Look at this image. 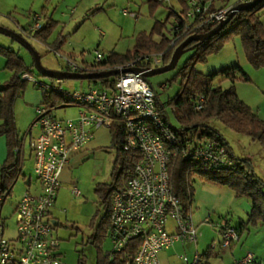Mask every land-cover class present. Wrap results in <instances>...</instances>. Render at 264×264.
Masks as SVG:
<instances>
[{
    "label": "rangeland",
    "instance_id": "1",
    "mask_svg": "<svg viewBox=\"0 0 264 264\" xmlns=\"http://www.w3.org/2000/svg\"><path fill=\"white\" fill-rule=\"evenodd\" d=\"M125 9L130 12L126 14ZM170 11L166 2L155 4L152 0H0V24L26 33L29 41L42 54L45 67L52 70H67L68 63L65 57L53 47V42L56 41L60 32L66 38L60 50L62 54L70 55L73 52L76 53L75 57L79 61L92 63L96 61L97 51L109 56L113 51L126 53L133 49L140 31H150L157 20H166ZM261 12L264 21V7ZM48 13L59 20L60 24L47 42L35 38L24 30V27L28 28L36 23V14H41L44 19ZM174 18L173 14L164 28L169 35L174 27ZM0 42L20 52L32 69L30 71L32 77L53 82V78L39 72L34 64L31 51L21 42L2 32H0ZM193 53V49L185 52L176 68L150 77L163 105L167 106V111L175 126L180 125L172 103V98L180 92L182 87V76L178 75V72ZM232 56L238 58L239 63L251 77L250 80L237 79L235 84L240 97L251 104L255 110L262 107L260 111L264 117V67L258 68L251 63L240 35H234L219 52L212 54L207 60L196 62L195 67L205 73H211L225 65L226 60ZM152 64L156 65V63ZM13 73L14 71L10 69L5 70L4 78L0 82H6L8 75L11 77ZM62 81L63 86L70 91L85 89L94 83L88 78H66ZM223 84L229 87L233 83L231 79H226ZM44 92L45 88L33 80H27L20 89L14 110L21 138L33 127L39 117V107H45L48 104L45 102ZM53 94L56 95V92ZM64 104L66 102L61 105ZM77 112L78 108L73 105L60 106L55 109V113L61 117H71ZM210 124L217 127L227 137L237 157H250L254 170L264 179L263 143L253 140L249 134L236 131L218 117L212 118ZM34 130L37 132L38 128L34 127ZM99 131V138L94 144L72 156L71 164L65 168V177H61L63 184L59 200L54 208L55 214L60 218L58 234L61 238L62 259L70 264H79L83 256L87 258L88 263L95 264L101 256L114 250L110 231L103 236L101 242L96 240L94 234L107 211L105 200L127 181L129 172L127 166L121 165L122 159L119 160L120 151L115 145L113 131L108 134L103 130ZM33 139L32 135L26 137L23 173L19 175L13 191L6 196L2 207L8 237L15 238L18 235L15 209L20 199L27 190H35L39 186L35 157L34 154L30 155ZM7 155V138L5 135H0V183L2 182V167ZM207 183L209 181L200 176L196 178L193 202L194 220L199 236L198 249L201 252H205L213 244L214 239L220 237L213 226V221L221 222L226 215L235 225H239L243 220L248 222L246 228L244 227L241 240L234 248L224 249L220 254L222 258L218 254L219 247L212 248V261L208 264H232L243 258L249 251L260 253L261 264H264V220L250 221V213L243 204L247 199L251 202V199L240 196L232 207L226 206L220 210H214L202 198V190ZM75 187L81 189V195H76ZM210 214L212 221L208 222L205 219ZM196 251L195 243H176L164 250L162 256L165 260L168 257L171 260L168 262L171 264L175 261L180 262L179 254L182 253L188 254L193 259Z\"/></svg>",
    "mask_w": 264,
    "mask_h": 264
},
{
    "label": "built area",
    "instance_id": "2",
    "mask_svg": "<svg viewBox=\"0 0 264 264\" xmlns=\"http://www.w3.org/2000/svg\"><path fill=\"white\" fill-rule=\"evenodd\" d=\"M217 1L190 0L191 7L185 16L201 15L202 20L220 21L227 17L231 6H219ZM124 12L130 11L125 9ZM35 18L32 31L42 25L43 16L36 14ZM180 21L179 16L174 23L181 31L180 36L196 29H190V23L182 28ZM58 53L65 57L67 70L93 72L120 68L121 72L92 79L94 83L89 87L75 91L66 89L62 79L48 82L32 77L29 71L23 73V78L33 80L46 91L62 95L66 104L60 106L73 105L78 112L71 117H61L55 113L60 106L39 107L40 115L27 135L34 137L31 149L42 190H27L20 199L15 209L18 222L15 238L6 235L4 203L0 206V264H70L62 259L61 238L53 214L63 184L61 175L74 152L85 148L100 129L111 132L116 122L125 125L127 148L142 152L126 187L116 190L112 196L110 233L114 251L127 249L126 264H170L162 252L176 243H195L197 251L193 259L186 253L179 254L180 262L172 264H208L213 247H219V254L240 241L242 233L237 226L227 219L218 223L213 221L220 237L201 252L193 212L186 213L173 188L171 167L178 156L221 167H230L234 161L229 150L217 141L203 139L197 142L183 138L163 114L167 106H158V94L144 72L149 66L162 65L166 51L142 54L126 64L106 67L97 65L107 57L101 51H97L96 61L92 63ZM197 107L201 108L202 104ZM34 127L38 128L37 132ZM24 146L25 141L21 152ZM74 191L78 196L82 194L79 187ZM206 220L210 222L212 218ZM257 263L260 262L256 253L249 251L232 264Z\"/></svg>",
    "mask_w": 264,
    "mask_h": 264
},
{
    "label": "trees",
    "instance_id": "3",
    "mask_svg": "<svg viewBox=\"0 0 264 264\" xmlns=\"http://www.w3.org/2000/svg\"><path fill=\"white\" fill-rule=\"evenodd\" d=\"M152 1L155 4L165 2ZM200 1L206 2L207 0ZM176 6L179 9H176ZM169 7L171 11L166 20H157L150 31H140L133 49L126 53L113 51L105 59L99 61L97 65L106 67L126 64L139 55L156 51H166L163 63H168L176 47L186 38L194 33L208 32L220 22L202 20L201 15L194 18L185 16L191 7L190 0H175V5L173 7L169 5ZM263 7L264 1L252 8L238 11L219 33L202 42H192L191 45L198 43L193 48L194 53L178 72V75L182 76V87L180 92L172 98L174 111L180 123L179 126L172 123L176 132L185 139L196 140L197 142L203 139L217 141L229 150L234 161L230 167H221L192 157L178 156L174 158L171 167L172 185L187 214L193 212L195 181L200 176L211 183L221 186L229 185L236 190L239 197L245 196L251 199L252 210L249 220L254 222L259 219L264 220V179L254 170L251 159L249 157H237L227 137L217 127L210 124L212 118L218 117L236 131L249 134L253 140H258L264 145V118L255 111L251 104L240 97L235 84L237 79L250 80L251 77L239 63L211 73H205L195 67L196 62L207 60L209 56L219 52L234 35L242 37L247 57L251 63L258 68L264 67V21L261 12ZM173 14L180 16L182 28L187 27L190 23L192 24L190 29H196L189 34L180 36L181 31L174 26L171 29V35H169L164 28ZM45 16L44 19L42 18L41 27L35 31L30 29L29 34L47 42L59 26L60 21L48 15ZM157 35L159 37H156ZM65 40V36L60 32L56 41L53 42L56 51L61 52L60 48ZM175 40L176 42L173 44ZM0 53L6 57V67L14 71L7 83L0 86V108L3 119L0 124V135H6L8 139V156L2 167V182L0 183L1 206L5 202L6 196L13 191L19 175L23 173L25 162L22 160L20 149L24 141L20 138L16 124L14 104L20 89L28 80L23 78V73L30 72L32 69L20 52L12 46L0 42ZM70 56L76 58L75 54H70ZM56 79L53 78V80ZM226 79H231L233 84L229 87L224 86L223 82ZM44 95L45 102L50 105L58 106L65 102L64 97L60 94L56 93L55 95L53 92L45 90ZM199 104H202L201 108L197 107ZM158 106L160 108L165 107L159 100ZM162 112L168 121L172 122L169 112L164 110ZM112 131L115 145L120 151L121 165L127 166L129 172L127 181L116 189L120 190L126 187L137 162L142 157V152L139 149L127 148L126 130L123 122H116ZM30 155L33 156L32 151ZM114 192L105 200L107 211L94 234L96 240H100V242L111 228ZM247 225L248 222H243L237 227L244 230ZM125 250H113L107 255L101 256L95 264H126ZM79 264L90 263L83 256L80 258Z\"/></svg>",
    "mask_w": 264,
    "mask_h": 264
},
{
    "label": "water",
    "instance_id": "4",
    "mask_svg": "<svg viewBox=\"0 0 264 264\" xmlns=\"http://www.w3.org/2000/svg\"><path fill=\"white\" fill-rule=\"evenodd\" d=\"M264 0H243L237 4H234L230 7L227 17L222 18L213 29L204 33H194L186 38L183 42H181L175 49L170 62L159 65V66H149L145 68L144 75L149 80L153 88L156 90L154 84L151 81V76L162 73L165 71H169L177 67L182 55L193 49L197 46L199 42H202L206 39H209L219 33L224 27L231 21L234 15L241 10H246L256 6L257 4L263 2ZM0 32L10 35L14 39L21 42L24 46H26L32 53L34 57V63L36 68L39 70L41 74L47 75L49 77L57 78V79H66V78H88V79H99L101 77H106L110 75L117 74L121 72L120 68H112L107 70L93 71V72H77L71 70H52L47 67L42 62V54L39 50L35 48V46L29 41L28 37L21 32H18L12 28L6 27L0 24ZM198 41V43L190 45L192 42ZM127 69V68H126ZM158 100L161 101L158 91ZM164 107V106H163Z\"/></svg>",
    "mask_w": 264,
    "mask_h": 264
},
{
    "label": "crops",
    "instance_id": "5",
    "mask_svg": "<svg viewBox=\"0 0 264 264\" xmlns=\"http://www.w3.org/2000/svg\"><path fill=\"white\" fill-rule=\"evenodd\" d=\"M219 1V0H218ZM217 1V4L219 5V6H232V5H234V4H237V3H239V2H241V1H243V0H220L219 2ZM167 3V5L169 6H171V7H173L174 5H175V0H171V1H169V2H166ZM177 7V8H176ZM175 8L176 9H179L178 8V6H176ZM48 16H50L49 15V13L47 14ZM51 17V16H50ZM175 18H174V22H175V20H176V17H179V16H174ZM54 18V17H53ZM32 26L33 25H31V26H29L28 28L27 27H24V30L26 31V32H28L29 33V31H30V29L32 30ZM23 34L24 35H26V33H24L23 32ZM242 38V37H241ZM243 41V40H242ZM63 46V45H62ZM61 50H62V47H61ZM157 52V51H156ZM159 52V51H158ZM70 54H76V53H70ZM67 55H69V54H67ZM247 55V54H246ZM70 56V55H69ZM237 63H239V60H238V58H236L235 56H232L231 58H228L227 60H226V63H224L225 65H223L224 67H226V66H230V65H233V64H237ZM163 64H166V63H163ZM162 64V65H163ZM227 64V65H226ZM228 64H230V65H228ZM240 64V63H239ZM221 67L220 69H222V68H224V67ZM7 69H9V68H7L6 67V57L3 55V54H1L0 53V81H2L3 80V78H4V76H3V73L5 72V70H7ZM219 70V69H218ZM10 77H9V75H8V77H7V79H6V82H0V86H4L6 83H7V81H8V79H9ZM63 80V79H62ZM63 83V82H62ZM0 101H1V91H0ZM260 108H262V107H260ZM260 108H258V110H255L257 113H259V115H261L262 117H263V115L261 114V111H260ZM0 111H1V108H0ZM262 112H263V109H262ZM2 117V116H1ZM169 117V116H168ZM264 118V117H263ZM2 121H3V119H2ZM2 123V122H1ZM0 123V124H1ZM100 130H103L104 132H106V134H108V133H110V130H108V129H106V128H102V129H100ZM98 132H100V131H98ZM27 133L28 132H26V134H25V136L23 137V138H21V136H20V138L23 140V141H25L26 140V137L28 136V135H30V134H28L27 135ZM99 134H97V136L95 137V138H93L90 142H89V144L85 147V148H82L81 150H85L86 148H88L91 144H94V142L99 138V136H98ZM5 137L7 138V136L5 135ZM7 144H8V139H7ZM23 144H24V142H23ZM23 144H22V146H23ZM31 151H32V149H31ZM78 151H80V150H78ZM78 151H76V152H74L73 153V155L75 154V153H77ZM24 152H25V146H24V151L23 152H21V155H22V160H24L23 158H24ZM72 155V156H73ZM8 156V155H7ZM7 156H6V158H7ZM6 158L4 159V162H5V160H6ZM250 158V157H249ZM71 164V160H70V163L68 164V165H70ZM2 175V174H1ZM61 177L63 178V177H65V169H64V171L62 172V175H61ZM63 182V181H62ZM29 185L31 186L32 185V183L30 182L29 183ZM29 190H31V189H29ZM41 190H42V185H41V181H40V179H39V186H37V189H35V190H32V191H35V192H41ZM202 198L206 201V204H209V205H211L213 208H214V210H220V209H222V208H224V207H226V206H230V207H232L233 205H235L236 203H237V201H238V198H239V196L237 195V192H236V190L234 189V188H232L231 186H229V185H224V186H221V185H218V184H215V183H211V182H209V183H207L205 186H204V188H203V190H202ZM59 200V199H58ZM57 204V203H56ZM243 204H245V208H246V210L250 213L251 212V210H252V204H251V202L247 199V200H245L244 202H243ZM56 206V205H55ZM55 208V207H54ZM54 208H53V214H54V218H55V220H56V225H57V231H58V227H59V225H60V222H59V220H60V218L55 214V212H54ZM193 216H194V213H193ZM224 216V215H223ZM208 217H211V214L208 216ZM207 217V218H208ZM206 218V219H207ZM212 218V217H211ZM205 219V220H206ZM223 220L224 219H227L231 224H233L232 222H231V220H230V217L229 216H224L223 218H222ZM207 221V220H206ZM243 222H246L245 220H243L241 223H243ZM240 223V224H241ZM233 225H235V224H233ZM235 226H237V225H235ZM246 228V227H245ZM240 230H241V233H243V230L241 229V227H240ZM237 244V243H236ZM235 244V245H236ZM235 245H233L232 247H230V248H234L235 247ZM222 253V252H221ZM221 253H219V257L220 258H222V256L220 255ZM62 254H63V252H62ZM260 253H256V255H257V257H258V259H259V262L260 263H262L261 261H262V257L259 255ZM167 261H171L170 259H168V257H167ZM210 261H212V260H210ZM176 262V261H175ZM175 262H171V264L172 263H175ZM260 263H257V264H260Z\"/></svg>",
    "mask_w": 264,
    "mask_h": 264
},
{
    "label": "flooded vegetation",
    "instance_id": "6",
    "mask_svg": "<svg viewBox=\"0 0 264 264\" xmlns=\"http://www.w3.org/2000/svg\"><path fill=\"white\" fill-rule=\"evenodd\" d=\"M191 44H192V43H191ZM191 44H190V45H191Z\"/></svg>",
    "mask_w": 264,
    "mask_h": 264
}]
</instances>
